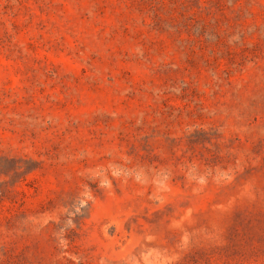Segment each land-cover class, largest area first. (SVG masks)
Returning <instances> with one entry per match:
<instances>
[{
    "label": "rangeland",
    "instance_id": "rangeland-1",
    "mask_svg": "<svg viewBox=\"0 0 264 264\" xmlns=\"http://www.w3.org/2000/svg\"><path fill=\"white\" fill-rule=\"evenodd\" d=\"M0 264H264V0H0Z\"/></svg>",
    "mask_w": 264,
    "mask_h": 264
}]
</instances>
